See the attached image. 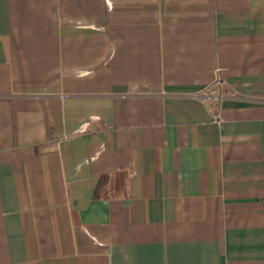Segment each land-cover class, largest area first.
Masks as SVG:
<instances>
[{"label": "crops", "instance_id": "obj_1", "mask_svg": "<svg viewBox=\"0 0 264 264\" xmlns=\"http://www.w3.org/2000/svg\"><path fill=\"white\" fill-rule=\"evenodd\" d=\"M0 264H264V0H0Z\"/></svg>", "mask_w": 264, "mask_h": 264}, {"label": "built area", "instance_id": "obj_2", "mask_svg": "<svg viewBox=\"0 0 264 264\" xmlns=\"http://www.w3.org/2000/svg\"><path fill=\"white\" fill-rule=\"evenodd\" d=\"M216 86H218L220 89H222L225 86V82L220 79V77L217 76L215 83Z\"/></svg>", "mask_w": 264, "mask_h": 264}]
</instances>
